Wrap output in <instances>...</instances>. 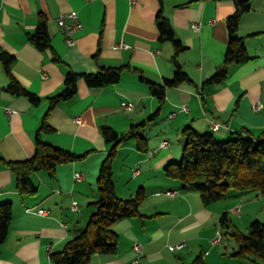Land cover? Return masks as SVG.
Returning <instances> with one entry per match:
<instances>
[{
	"label": "crops",
	"instance_id": "obj_1",
	"mask_svg": "<svg viewBox=\"0 0 264 264\" xmlns=\"http://www.w3.org/2000/svg\"><path fill=\"white\" fill-rule=\"evenodd\" d=\"M251 3L250 11L240 19L238 34L252 60L231 65L228 79L205 87L202 93L188 84L169 89L160 105L135 71L155 83L174 74V48L159 39V15L170 21L176 39L183 44L178 62L200 88L224 62L229 41L226 21L235 11L233 0H135L133 4L127 0H0V50L14 56V78L41 98L34 106L26 97L7 91L10 78L0 60V157L6 161L24 162L35 155L37 132L49 99L62 93L68 72L94 74L102 67L130 68L120 83L102 89L90 88L81 80L76 97L51 112L49 124L54 132L43 135L44 142L76 155L87 154L84 160L58 166L53 176L46 171L33 174L38 190L31 196L19 195L15 175L0 164V205L10 203L14 209L9 235L0 244V264H54L51 254L61 252L85 231L96 212L93 203L99 199V171L110 150L102 128L128 134L132 126L158 111L141 131L147 150L142 151L138 141L131 139L117 152V158L123 157L120 175L113 164L120 198L130 199L140 189L147 194L140 207L142 217L117 222L118 253L95 255L91 264H133L137 257L138 264H189L200 252L206 264L225 262L224 252L205 250L188 230L215 218L220 222L236 206L249 207L245 200L256 197L259 201L264 196L235 192L228 194L224 201L229 202L222 209L217 210V203L205 207L198 192L167 178L165 168L181 160L186 128L212 134L217 141L246 136L247 130L257 134L264 128V0ZM70 12H77L83 24L73 46L67 44L57 23L62 14ZM41 14L48 20L51 39V49L46 51L28 40ZM122 43L127 47L121 48ZM55 55L60 62L54 60ZM129 103L133 109H124ZM78 117L83 125L75 122ZM213 124L220 128L215 130ZM134 170L139 171L135 177ZM76 174L82 175L81 181L75 179ZM167 192L177 195L171 197ZM40 210L48 215L36 213ZM214 238H210L211 245L218 247L221 243L214 245ZM180 242H186L184 249L170 251L169 246ZM137 243L143 246L141 253L134 251Z\"/></svg>",
	"mask_w": 264,
	"mask_h": 264
},
{
	"label": "trees",
	"instance_id": "obj_2",
	"mask_svg": "<svg viewBox=\"0 0 264 264\" xmlns=\"http://www.w3.org/2000/svg\"><path fill=\"white\" fill-rule=\"evenodd\" d=\"M233 1L235 11L226 21L229 41L224 62L217 68L213 77L204 82L200 88L178 62L179 54L185 50L183 44L176 39L170 21L159 15L157 21L160 31L159 39L163 43H171L174 48L172 57L174 74L171 78H165L162 83H155L148 81L139 70L135 71L141 74V80L149 86L151 95L160 105L165 103L169 89L188 84L202 93L205 87L220 84L228 79L231 65L244 64L252 60L244 39L238 34L240 19L250 11L252 3L251 0ZM28 40L40 51L51 49L46 16L39 15L37 29L28 36ZM14 59L13 55L0 50V60L10 78L5 89L13 95L26 97L34 106H37L41 98L28 91L12 75L11 65ZM54 60L60 62V58L56 55ZM127 69L130 68L128 66L102 67L94 74H79L72 71L67 73L62 93L49 99V109L43 116L37 132L35 155L24 162H8L0 157V164L15 175L20 196L36 194L38 188L32 181L33 174L46 171L53 176L58 166L80 162L87 155H76L44 142L42 136L54 132L49 124L53 109L60 103L71 101L76 97L78 83L81 80L85 81L90 88L102 89L120 83ZM158 114L159 111L150 116L147 121L132 126L128 134H119L110 127L102 128V136L110 146V150L99 171L97 180L99 199L93 203L96 212L91 216L85 231L67 243L61 252L51 254L50 258L54 264H91L95 255L118 253L120 237L114 230V225L123 219L142 217L140 207L147 194L140 189L130 199L120 198L114 183L113 164L119 147L131 139L138 141L142 151L147 150V140L142 136L141 131ZM183 135L186 144L181 162L169 164L165 168V175L171 180L179 181L183 189L198 192L205 207L224 201L232 190L240 195L257 192L264 196V128L257 134L247 130L246 136L242 134L227 141H217L212 134L201 135L191 128H186ZM13 217L12 204L0 205V244H3L9 235ZM219 223L226 235L233 238L237 244L235 258L257 260L264 264V223L262 221L258 219L253 221L247 228V233L233 222L229 212L221 216ZM189 264H206L204 252H200Z\"/></svg>",
	"mask_w": 264,
	"mask_h": 264
},
{
	"label": "rangeland",
	"instance_id": "obj_3",
	"mask_svg": "<svg viewBox=\"0 0 264 264\" xmlns=\"http://www.w3.org/2000/svg\"><path fill=\"white\" fill-rule=\"evenodd\" d=\"M117 158V157H116ZM122 156H119L117 159H115V167L117 175H120L121 172V163L120 160L122 159ZM118 162V163H117ZM181 160H179L177 163H180ZM130 172V171H128ZM122 177V176H121ZM137 192V191H136ZM236 191H229V194L235 193ZM137 194V193H136ZM135 194V195H136ZM199 194V193H198ZM134 195V196H135ZM127 199V198H125ZM146 200V199H145ZM229 201H221L216 204L217 210L222 209L223 205H226ZM245 204H249V207L242 208V205L236 206L240 207V213H235L233 210H229V213L231 214V217L233 219V222L245 233H247V227L255 221L260 220L264 223V197H261L259 201H257L256 197H251L249 200L244 201ZM219 204V205H218ZM248 206V205H247ZM218 218L205 221L202 224L196 226L195 228H192L188 230V235L193 238H197V242L199 241L202 243V245L205 247V250L215 248L214 252L222 251L225 253L226 256L224 257L225 262L223 264H262L260 261L257 260H240L232 255L237 251V244L233 238L230 236H227L225 231H223L220 227V223L217 220ZM222 233L223 240L218 247H214L211 245L210 238L212 235L215 237L217 236L218 232ZM226 251L228 253H226Z\"/></svg>",
	"mask_w": 264,
	"mask_h": 264
},
{
	"label": "built area",
	"instance_id": "obj_4",
	"mask_svg": "<svg viewBox=\"0 0 264 264\" xmlns=\"http://www.w3.org/2000/svg\"><path fill=\"white\" fill-rule=\"evenodd\" d=\"M129 1L130 3H135V0H127ZM58 26L62 32V34L66 37V42L68 45L70 46H73L75 44V36L82 30L83 28V24L82 22L80 21L79 19V16L77 14V12H70V13H65V14H62L59 18H58ZM194 28L196 30H199L200 27L198 25H195ZM120 47L121 48H126L127 46L122 43L120 44ZM134 107V105L132 103H129V104H124L123 105V108L126 109V110H132ZM256 110L260 108V106H255L254 107ZM183 110L184 111H188V106L187 105H184L183 106ZM7 112L9 114H13L12 110H7ZM75 122L78 124V125H83L84 122L82 121V119L80 117L76 118L75 119ZM213 128L215 130H218L220 128V125L219 124H213ZM166 144H163L162 147H165ZM139 174V171L138 170H134V177L137 176ZM75 179L77 181H81L82 179V175L81 174H76L75 175ZM168 196H171V197H175L177 195V192H167L166 193ZM74 208H77V203L75 202L74 203ZM233 212L235 213H240V207H235L232 209ZM40 215H48V211L46 210H40L38 212H36ZM222 239H223V236H222V233L219 231L217 233V236L214 238L213 240V244L214 245H217V244H220L222 242ZM186 247V242H180L176 245H173V246H169V249L170 251L172 252H178L182 249H184ZM142 249H143V246L139 243L135 244L134 246V251L136 253H141L142 252ZM140 262V258L137 257L134 261H133V264H138Z\"/></svg>",
	"mask_w": 264,
	"mask_h": 264
}]
</instances>
